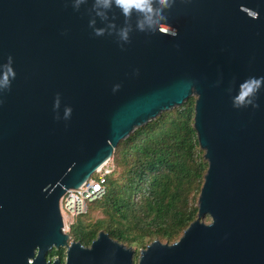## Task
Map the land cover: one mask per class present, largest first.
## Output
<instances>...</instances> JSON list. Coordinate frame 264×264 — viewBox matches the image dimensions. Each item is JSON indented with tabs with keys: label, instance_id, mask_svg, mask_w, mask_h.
I'll list each match as a JSON object with an SVG mask.
<instances>
[{
	"label": "water",
	"instance_id": "obj_1",
	"mask_svg": "<svg viewBox=\"0 0 264 264\" xmlns=\"http://www.w3.org/2000/svg\"><path fill=\"white\" fill-rule=\"evenodd\" d=\"M165 14L150 33L114 0H0V78L15 72L0 84V264H135L105 231L90 246L73 240L61 199L192 96L209 163L198 217L138 264H264V83L235 101L264 77V0H173ZM53 248L64 262L48 259Z\"/></svg>",
	"mask_w": 264,
	"mask_h": 264
},
{
	"label": "trees",
	"instance_id": "obj_2",
	"mask_svg": "<svg viewBox=\"0 0 264 264\" xmlns=\"http://www.w3.org/2000/svg\"><path fill=\"white\" fill-rule=\"evenodd\" d=\"M196 97L137 128L114 150L105 194L75 217L71 238L90 246L100 231L140 251L155 240L173 243L198 217L209 163L194 127ZM97 215H94L95 212ZM210 221V217H206ZM66 259L53 248L48 259Z\"/></svg>",
	"mask_w": 264,
	"mask_h": 264
},
{
	"label": "clouds",
	"instance_id": "obj_3",
	"mask_svg": "<svg viewBox=\"0 0 264 264\" xmlns=\"http://www.w3.org/2000/svg\"><path fill=\"white\" fill-rule=\"evenodd\" d=\"M96 3L102 4L105 8H110L113 0H96ZM114 3L125 18H131L133 13L137 15L140 31L147 30L150 33H155L159 30L160 24L167 21L168 17L165 14V10L172 7L173 0H114ZM96 34L102 35V30H97ZM170 34L173 36L177 35L175 31H172ZM121 36L125 41H129L128 29L122 30ZM9 60H11V57H9ZM9 74H11V77H15V72L10 66H8L7 71L0 78V84H3L5 87H10ZM262 83H264V77H250L245 80L241 84L239 94L235 98L236 106L243 104L245 101L251 103L248 98L254 96L259 91ZM70 113L71 109L67 108L65 118L70 116Z\"/></svg>",
	"mask_w": 264,
	"mask_h": 264
},
{
	"label": "built area",
	"instance_id": "obj_4",
	"mask_svg": "<svg viewBox=\"0 0 264 264\" xmlns=\"http://www.w3.org/2000/svg\"><path fill=\"white\" fill-rule=\"evenodd\" d=\"M114 169L113 158L99 167L79 188L69 189L61 199L64 230L69 233L76 216L87 212L89 203L106 192L108 175Z\"/></svg>",
	"mask_w": 264,
	"mask_h": 264
},
{
	"label": "rangeland",
	"instance_id": "obj_5",
	"mask_svg": "<svg viewBox=\"0 0 264 264\" xmlns=\"http://www.w3.org/2000/svg\"><path fill=\"white\" fill-rule=\"evenodd\" d=\"M97 214H98V212L96 211L94 215H97ZM205 221H206V222H209V220H208L207 218H205ZM133 248L135 249V247H133ZM135 258H136V252H135V255H134V259H135Z\"/></svg>",
	"mask_w": 264,
	"mask_h": 264
}]
</instances>
